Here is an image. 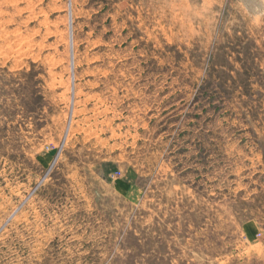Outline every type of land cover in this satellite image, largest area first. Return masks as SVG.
Here are the masks:
<instances>
[{
    "label": "rangeland",
    "instance_id": "374dc122",
    "mask_svg": "<svg viewBox=\"0 0 264 264\" xmlns=\"http://www.w3.org/2000/svg\"><path fill=\"white\" fill-rule=\"evenodd\" d=\"M0 264H264V0H0Z\"/></svg>",
    "mask_w": 264,
    "mask_h": 264
}]
</instances>
